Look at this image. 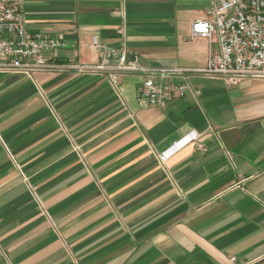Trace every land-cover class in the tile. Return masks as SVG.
Segmentation results:
<instances>
[{
  "label": "crops",
  "instance_id": "0c3cea01",
  "mask_svg": "<svg viewBox=\"0 0 264 264\" xmlns=\"http://www.w3.org/2000/svg\"><path fill=\"white\" fill-rule=\"evenodd\" d=\"M216 5L23 0L65 70L0 72V264L264 263V81L192 74L185 98L150 107L142 76L73 69L100 59L93 36L141 66L203 68L218 44L191 27Z\"/></svg>",
  "mask_w": 264,
  "mask_h": 264
},
{
  "label": "built area",
  "instance_id": "2783aa9c",
  "mask_svg": "<svg viewBox=\"0 0 264 264\" xmlns=\"http://www.w3.org/2000/svg\"><path fill=\"white\" fill-rule=\"evenodd\" d=\"M190 38H205L210 45L218 44L217 50L210 51L203 68L170 70L141 66L130 59L124 47L105 45L98 36H93L92 49L100 59L95 64L77 65L73 69L104 77L115 86L123 76H142L138 102L150 107H166L185 98L190 88L188 76L192 74L221 79L229 86L246 79L264 81V0H217L210 19L192 24ZM62 47L61 40L27 29L23 0H0V72L30 76L40 71L65 70L47 57ZM177 76L186 82H172ZM197 140L198 135L192 133L182 145ZM170 155L161 154L160 161L165 163Z\"/></svg>",
  "mask_w": 264,
  "mask_h": 264
}]
</instances>
